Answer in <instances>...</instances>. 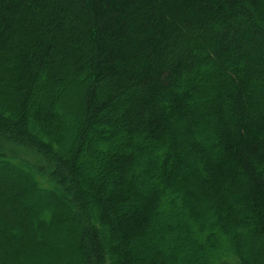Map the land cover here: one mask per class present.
<instances>
[{
    "label": "trees",
    "instance_id": "trees-1",
    "mask_svg": "<svg viewBox=\"0 0 264 264\" xmlns=\"http://www.w3.org/2000/svg\"><path fill=\"white\" fill-rule=\"evenodd\" d=\"M0 171V264H264V0H0Z\"/></svg>",
    "mask_w": 264,
    "mask_h": 264
},
{
    "label": "rangeland",
    "instance_id": "rangeland-1",
    "mask_svg": "<svg viewBox=\"0 0 264 264\" xmlns=\"http://www.w3.org/2000/svg\"><path fill=\"white\" fill-rule=\"evenodd\" d=\"M13 182H22L20 178H18L17 176L11 175L8 172H3L0 171V197H5L2 192L5 191V189H8L10 187V185H12ZM61 194L62 199H64V201H66V197L64 195ZM33 203V202H32ZM31 201L28 199L27 200V205H29V207L32 205ZM22 211H27L25 207L22 208ZM253 240V239H252ZM248 258L250 260H255L257 259V257L255 255L250 254L248 256Z\"/></svg>",
    "mask_w": 264,
    "mask_h": 264
}]
</instances>
